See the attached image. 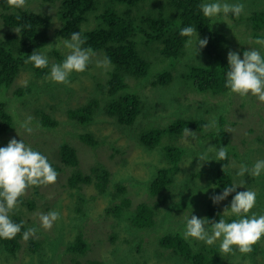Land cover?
<instances>
[{
	"label": "rangeland",
	"instance_id": "obj_1",
	"mask_svg": "<svg viewBox=\"0 0 264 264\" xmlns=\"http://www.w3.org/2000/svg\"><path fill=\"white\" fill-rule=\"evenodd\" d=\"M213 2L217 0H205V3ZM219 2L245 5L239 18L232 14L212 18L214 28L226 34V41L221 46L225 57L229 51H233L243 58L246 50H257L264 56V45L255 42L264 39V31H256L253 20L249 18L254 11L264 9V0ZM147 6L153 7L151 2ZM58 7V2L44 0H26L23 7L49 14L52 18L51 40L36 51L47 57L50 71L53 64L62 63L71 51L64 46V41L70 38H64L57 32L62 23L57 15ZM3 12L0 6V38L9 29L3 22ZM89 16L85 27L96 25L94 13ZM196 32L197 36L192 37L193 44L186 45L179 58L150 55L153 67L149 74L141 79L128 78L129 91L139 94L142 101V111L132 125L120 124L105 110L106 79L111 66L97 67V61L105 58L101 51H93L95 55L91 57L86 70L73 72L67 85L53 82L49 78L50 71L44 77H37L32 63H24L14 81L0 88V102L6 105L15 121L11 131L0 135V147H6L12 138L21 139L32 149L41 150L62 168V171H57L58 178L54 184L37 188L38 195L34 194V187L27 190L23 197L25 200L34 199V208L30 209L19 201L18 209H14L28 222V229H37L33 236L41 239V248L33 252L28 248V240L23 239L15 254L0 251V264H84L92 259L102 260L105 264H190L162 247L158 239L169 231L183 234L185 218L191 215L205 218L208 203L214 204L211 197L215 195L214 177L219 161L210 160L200 165L198 156L210 146L215 148V133L221 121L233 146L226 168L237 186L244 182L243 187H239L241 191L252 190L256 193V204L249 215H264V173L259 178H254L250 172L242 177L237 175L241 165L251 170L256 161L264 160V103L251 95L241 98L229 94L230 90L213 94L193 89L192 81L187 78L188 67L202 64L206 59L205 47L199 49L197 44V52L195 43L197 38L204 39L207 35ZM143 45L141 42L139 48ZM165 70L172 74L170 83L154 84L158 74ZM27 84L30 91L17 94V88ZM93 98L98 99L99 104L90 123L82 124L70 117L69 109ZM40 111L56 120V126L43 125ZM28 117H32L29 126L33 131L30 134L21 127ZM190 117H204L207 125L199 130H190V139L184 134L167 135L160 145L153 148H148L139 140L143 130L168 126L179 118ZM82 133H91L99 143L96 146L85 144L79 137ZM63 142L70 143L76 149L79 159L77 170L88 173L93 165L101 163L110 171L106 192L100 193L94 183L83 184L79 189L68 184L74 167L66 166L60 160L59 146ZM168 143L185 148L180 162L181 171L176 175L175 183L165 191V201L159 206L156 225L136 229L126 217L116 216L120 214L116 204L121 201L116 185H125V196L130 198L132 208L141 202L153 204L158 201V195L150 194V184L158 168L168 162L164 151ZM209 156L213 157L214 153H209ZM202 169L204 172L198 174ZM79 196L83 198L82 201H79ZM214 205L221 208V219L228 222L231 215L224 212L226 207H230L228 199ZM107 207H112L113 214L106 211ZM53 210L59 211L61 218L50 230H45L39 217ZM227 211L230 212V209ZM79 233L83 234L89 247L84 254L76 256L69 245ZM188 240L194 247L204 244L191 238ZM215 243L220 245V240ZM234 252L226 255L228 264H264V240L253 246L250 254L244 255L235 249Z\"/></svg>",
	"mask_w": 264,
	"mask_h": 264
},
{
	"label": "trees",
	"instance_id": "obj_2",
	"mask_svg": "<svg viewBox=\"0 0 264 264\" xmlns=\"http://www.w3.org/2000/svg\"><path fill=\"white\" fill-rule=\"evenodd\" d=\"M49 3L58 2L57 15L61 19L58 34L64 38H71V34L79 32L82 38H86L84 48L91 47L93 51H101L104 57L111 60V68L106 79L107 97L105 110L108 115L114 117L117 122L132 125L142 111V101L139 94L129 91L128 78L141 79L149 74L153 67L150 55L157 58H179L185 49L188 37H182L180 31L184 27L191 26L202 34L207 35L208 43L205 46L206 59L202 64L190 65L187 78L192 81L193 89L197 92H211L222 94L229 89L225 87L228 61L222 52L221 46L226 41V34L214 28L212 18H206L200 9L205 0H44ZM153 7L147 6V4ZM0 6L4 9L2 14L4 24L9 28L3 38H0V88L10 85L20 68L25 63L28 55L45 47L50 42V26L52 18L49 14L35 12L29 8H10L7 0H0ZM100 10V11H99ZM98 11V13H95ZM94 13L96 25L85 27L89 15ZM58 16V17H59ZM20 17V19H17ZM253 20V28L256 31H264V9L254 11L249 15ZM31 24V28L25 25ZM143 42L144 45L140 46ZM58 58L62 57L56 52ZM32 69L37 77H44L50 71L47 68L38 69L32 64ZM154 84L167 85L172 80L170 71L165 70L158 74ZM30 86L18 87L16 92L27 93ZM99 104L98 99H91L83 105L69 109V115L76 121L87 124L93 120L95 110ZM40 118L45 126H56L57 121L44 111H40ZM223 120V119H222ZM14 118L6 105L0 102V135L6 134L14 127ZM215 133V149L227 147V159L219 161L216 177H214V194L219 195L225 187L236 185L227 170L230 144L229 133L223 127ZM206 125L204 117L196 119L179 118L168 126H157L143 130L139 134V140L148 148L160 145L162 138L167 135H182L184 129H202ZM208 132V131H207ZM206 134V133H205ZM80 139L90 146H96L99 142L91 133L79 134ZM191 138V134L187 136ZM185 148L168 143L164 146L165 157L168 160L165 166L158 168L157 173L150 184V194L159 196L155 203L141 202L134 208L131 200L125 196V185H116L117 192L121 195L120 203L116 204L120 212L116 216L126 217L136 229H148L156 225L159 206L165 201V191L168 190L180 173V162L185 153ZM45 155L39 149H33ZM60 160L66 166L74 167L73 173L68 178V184L76 189L83 184L94 183L100 193L107 190L110 181V171L101 163H96L88 173L77 170L78 156L76 149L68 142L59 146ZM48 158V157H47ZM56 171H62L60 166L53 163ZM202 169L200 173L202 174ZM196 174V175H198ZM237 186V185H236ZM34 194L38 195V187H34ZM237 192L240 188L237 187ZM236 193H231L227 199L230 206ZM116 195V194H115ZM83 198L79 196V201ZM30 209L34 208L35 200L20 198ZM78 201V202H79ZM112 207L106 211L112 213ZM221 208L212 204L207 205L206 216L210 221L219 222L222 218ZM10 219L14 223L23 222L21 232L12 240L0 239V251L15 254L21 246L23 233L28 230V222L17 211L10 213ZM204 219V218H201ZM236 217L231 216L228 222ZM210 230L211 225L205 224ZM159 244L175 254L181 256L190 264H228L226 255L222 257L219 244L209 246L202 244L194 247L189 240L183 238L182 232L169 231L159 236ZM41 239L32 236L28 239V248L36 252L41 248ZM69 247L76 256L86 252L89 244L82 233L70 243ZM84 264H105L98 259L88 260Z\"/></svg>",
	"mask_w": 264,
	"mask_h": 264
},
{
	"label": "clouds",
	"instance_id": "obj_3",
	"mask_svg": "<svg viewBox=\"0 0 264 264\" xmlns=\"http://www.w3.org/2000/svg\"><path fill=\"white\" fill-rule=\"evenodd\" d=\"M26 4V0H7L10 8L20 9ZM245 5L242 3L228 4L220 3L219 0L213 3L200 5L203 16L206 18L218 17L221 14L234 15L236 18L244 12ZM20 19V17H17ZM31 28V24L25 25ZM182 37H188L186 45L193 44L192 37L197 36L196 29L188 26L180 31ZM257 44L264 45V39H257ZM86 43V38H82L79 32L71 34L70 40L64 41V46L70 49V54L66 56L62 63L51 66L49 78L59 84H69V77L73 72L82 73L86 70L90 59L95 53L91 47H82ZM208 43L207 38H197L195 47L204 48ZM199 45V49L197 48ZM228 71L226 73L225 87L230 90L229 94H236L241 98L249 95L256 97L259 102L264 103V56L257 50H246L243 58L238 52L229 51L227 54ZM25 63H32L35 68L43 69L48 67V59L45 55L34 51L28 55ZM111 65V60L105 57L103 61H97V67L107 68ZM32 117L22 123L21 127L29 134L33 129L29 126ZM207 127V125H205ZM192 133L188 128L184 129V135ZM209 153H214L213 157ZM227 159V147H220L216 150L209 147L208 150L198 156L199 164L202 165L210 160L222 161ZM246 172L254 178H259L264 173V160H258L251 170L246 165H241L237 173L244 176ZM58 172L53 168L48 158L39 151L33 150L21 139H10L6 147H0V239L12 240L21 232L23 222L14 223L10 217L14 209H18L20 198L23 197L31 187L48 186L57 181ZM233 185L225 187L219 195L211 197L214 204H219L231 193H236L231 200L230 207H226V215L236 217L231 222L220 219L219 222L210 221L207 218L201 219L196 215H191L186 219V226L183 232L185 240L194 239L202 241L211 246L220 240V253L222 257L228 254H235L234 249L241 254L247 255L253 251V246L264 240V215L256 216L251 214V209L256 204V193L252 190L237 192V187ZM230 209V212L227 210ZM59 211L53 210L47 214H41L39 219L41 226L45 230H50L53 224L60 219ZM210 224V230L205 224ZM37 229L29 228L23 233L26 241L30 236L35 235Z\"/></svg>",
	"mask_w": 264,
	"mask_h": 264
},
{
	"label": "bare ground",
	"instance_id": "obj_4",
	"mask_svg": "<svg viewBox=\"0 0 264 264\" xmlns=\"http://www.w3.org/2000/svg\"><path fill=\"white\" fill-rule=\"evenodd\" d=\"M6 255V254H5ZM1 258V257H0Z\"/></svg>",
	"mask_w": 264,
	"mask_h": 264
}]
</instances>
